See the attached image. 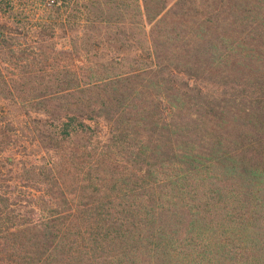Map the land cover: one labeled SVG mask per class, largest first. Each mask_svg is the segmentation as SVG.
<instances>
[{
  "label": "trees",
  "instance_id": "trees-1",
  "mask_svg": "<svg viewBox=\"0 0 264 264\" xmlns=\"http://www.w3.org/2000/svg\"><path fill=\"white\" fill-rule=\"evenodd\" d=\"M20 1L0 0L1 12L11 10L0 24V97L35 104L46 120L0 129V154L17 164V137L27 131L47 159L39 171L25 170L26 189L13 180L0 190V264H264V161L243 156L253 155L252 143L236 145V153L219 135L208 149L182 146L172 116L184 92L134 88L132 77L111 75L112 63L58 64L44 50L25 54L24 28L12 12ZM236 2L240 11L257 10L261 22H250L261 24L262 39L264 0ZM170 4L137 0L139 22L163 21ZM57 26L33 23L30 33L49 41ZM229 53L221 51L216 68ZM51 70L66 73L56 74L59 88L46 98L35 83Z\"/></svg>",
  "mask_w": 264,
  "mask_h": 264
},
{
  "label": "rangeland",
  "instance_id": "rangeland-1",
  "mask_svg": "<svg viewBox=\"0 0 264 264\" xmlns=\"http://www.w3.org/2000/svg\"><path fill=\"white\" fill-rule=\"evenodd\" d=\"M166 1L171 4L161 17L163 21L146 28L139 22L137 0H58L51 9L46 6L48 0H21L12 12L24 28L19 38L25 54L40 57L44 50L50 61L58 64L112 63L118 67L109 71L111 75L132 77L134 88L145 87L151 93L160 89L162 94L165 86L180 90L185 93V103L172 122L182 146L208 149L220 135L236 153V145L252 143L254 150L250 144L246 146L253 155L244 152L243 156L264 161V37L261 39V24L250 22L254 17L261 22V16L257 10L240 11L237 0ZM5 12L0 11V24L9 22L11 10ZM47 20L60 24L52 40L30 33L33 23ZM26 33L28 39H24ZM223 41L226 47L220 45ZM222 50L230 53L223 67L216 68ZM58 72L59 77L66 73L51 70L42 74V81L35 83L38 94L53 98L50 93L59 88L53 80ZM56 101L46 103L53 106ZM34 106L22 107L0 97V129L10 132L11 126L45 121V116L33 111ZM164 117L169 122L168 112ZM48 123L53 124L51 120ZM97 126L100 132L105 130L102 123ZM26 132L15 144L17 164L10 165L7 153L0 154V190L13 180L26 189L25 170L39 171L47 159L38 139ZM140 141L141 134L135 138Z\"/></svg>",
  "mask_w": 264,
  "mask_h": 264
},
{
  "label": "built area",
  "instance_id": "built-area-1",
  "mask_svg": "<svg viewBox=\"0 0 264 264\" xmlns=\"http://www.w3.org/2000/svg\"><path fill=\"white\" fill-rule=\"evenodd\" d=\"M54 2H55V0H48V4H52Z\"/></svg>",
  "mask_w": 264,
  "mask_h": 264
},
{
  "label": "water",
  "instance_id": "water-1",
  "mask_svg": "<svg viewBox=\"0 0 264 264\" xmlns=\"http://www.w3.org/2000/svg\"><path fill=\"white\" fill-rule=\"evenodd\" d=\"M0 38H1V33H0Z\"/></svg>",
  "mask_w": 264,
  "mask_h": 264
}]
</instances>
